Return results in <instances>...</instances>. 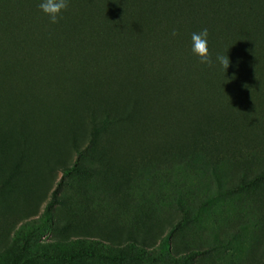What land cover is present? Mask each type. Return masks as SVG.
<instances>
[{
    "label": "rangeland",
    "instance_id": "rangeland-1",
    "mask_svg": "<svg viewBox=\"0 0 264 264\" xmlns=\"http://www.w3.org/2000/svg\"><path fill=\"white\" fill-rule=\"evenodd\" d=\"M197 1L199 21H219L210 0ZM2 2L12 11L16 0ZM250 5L260 16L219 21L234 36L225 55L236 88L198 57L195 77L163 89L158 76L136 81L135 110L134 91L115 79L102 89L28 77L34 99L0 81V264H264V0ZM143 42L140 72L174 58L172 41ZM115 55L101 71L125 60ZM92 104L110 114L93 118Z\"/></svg>",
    "mask_w": 264,
    "mask_h": 264
},
{
    "label": "trees",
    "instance_id": "trees-1",
    "mask_svg": "<svg viewBox=\"0 0 264 264\" xmlns=\"http://www.w3.org/2000/svg\"><path fill=\"white\" fill-rule=\"evenodd\" d=\"M96 1L70 0L67 10L63 12V18L58 23L52 24L39 8L40 0H16L12 11L5 9L0 0V81L13 79L11 83H14L13 86L23 96L34 99L36 87L28 77H36L50 85L53 79L57 78L62 79L65 85L74 83L79 87L81 85L91 87L95 83L96 87L102 89L107 86L108 81L115 79L117 82L129 85L134 91V98L136 81L144 82L141 77L145 78L147 83L145 86L148 87V80L156 79L158 76L160 89L168 87L170 79L176 82L182 80L184 76L195 77L199 66L195 62L196 56L191 52V35L193 32L207 28L209 51L213 60L212 65L207 67L210 71L215 67L222 68L221 75L230 79L229 82L235 85V88L238 86L234 74L237 63L234 65L230 63L225 70L215 61L217 55H225L227 47L234 44V36L230 39L223 37L224 34L219 29V21L233 22L234 20H230V13L260 16L257 8L250 5L252 0H246V4L248 2L246 7L231 4V7H228L224 0H210L206 5L208 17L211 15L212 18L219 20L210 23L199 21V15L203 11L201 3L197 0L175 2L158 0V5L152 4L154 6L150 5L149 0H142L139 2L140 5L133 4L131 0H119L115 5L112 0H102L100 3ZM179 21L181 23H178ZM179 24L184 30L182 35L177 30ZM260 28L264 30V26ZM108 29H111V32ZM173 31L177 33L175 37L172 36ZM113 35H116V39H112ZM158 36L165 41H172L174 58L168 63L160 64L159 68L152 67L146 70L150 73L140 72L139 70L143 69L140 68L143 63L141 61L144 55L148 54V50L140 52L139 48H145L143 41L146 37ZM99 41H102L105 47L100 48ZM213 49L215 55L211 53ZM115 51L120 55L116 56ZM114 55L126 61L112 66L107 62L108 66L101 71V63L107 60L106 57ZM23 64L26 66L27 76H23L15 69ZM149 66H152V63ZM70 73L72 76H69ZM91 74L93 77H90ZM251 75L255 77L254 73ZM15 76H18L16 80ZM215 92L220 95L223 89L218 88ZM145 94L142 96L150 100V94L146 92ZM135 100L134 98L130 102L133 105L132 110H135L133 104ZM103 104L106 106V103L99 101V105ZM95 105H90L92 112L90 111L89 114L93 118L108 113L106 110L104 113L97 110ZM115 107H118V104L112 109ZM118 112L121 114L125 110L118 109ZM118 121L123 120L120 118ZM238 147L234 146L232 149L236 150ZM258 147L256 145L251 149L262 153L261 148ZM230 157V161L232 159L237 161L238 156ZM62 184L63 180L55 188L51 205L57 202ZM69 247L79 250L80 243L70 242Z\"/></svg>",
    "mask_w": 264,
    "mask_h": 264
},
{
    "label": "clouds",
    "instance_id": "clouds-1",
    "mask_svg": "<svg viewBox=\"0 0 264 264\" xmlns=\"http://www.w3.org/2000/svg\"><path fill=\"white\" fill-rule=\"evenodd\" d=\"M70 0H40L39 8L49 18L50 23L56 24L63 18V12L67 10ZM177 33L172 32L175 37ZM191 52L198 57L201 64L211 66L213 63L209 51V31L207 28L199 32H193L191 35ZM216 63L225 70L228 69L230 60L228 55H217Z\"/></svg>",
    "mask_w": 264,
    "mask_h": 264
}]
</instances>
